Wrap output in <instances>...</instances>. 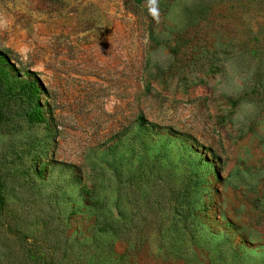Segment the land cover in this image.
Masks as SVG:
<instances>
[{"label":"rangeland","instance_id":"obj_1","mask_svg":"<svg viewBox=\"0 0 264 264\" xmlns=\"http://www.w3.org/2000/svg\"><path fill=\"white\" fill-rule=\"evenodd\" d=\"M0 49V264H264V0H0Z\"/></svg>","mask_w":264,"mask_h":264},{"label":"trees","instance_id":"obj_2","mask_svg":"<svg viewBox=\"0 0 264 264\" xmlns=\"http://www.w3.org/2000/svg\"><path fill=\"white\" fill-rule=\"evenodd\" d=\"M14 67V64L11 61V58L8 56V54L0 49V99L3 96H8L10 97L11 95L15 96H25L26 99L30 102L29 104L32 106L30 112L28 113V117L30 121H42L43 120V115L42 111L39 108V105L37 103V99L39 98V90L40 87L38 85L39 79L36 78L34 80H28V81H23V80H16L14 83L10 80L9 76V69ZM16 88H18L16 90ZM19 94V95H16ZM36 100V101H35ZM3 102L0 101V108L2 107ZM139 123L140 126L143 129L149 130L150 129V122L145 119L144 116L139 117ZM6 200L5 196L3 194V190L0 188V209H3L5 207ZM185 232V230L189 231V234L191 237L195 235V229L189 226H185L182 228H179V231ZM226 246L224 248H220L219 250V257H222L226 253ZM232 250L233 257L236 255L235 248L233 249L230 247ZM193 255L194 257L198 256L197 250L193 249ZM227 258V257H226ZM190 264H198L195 262V260L192 259Z\"/></svg>","mask_w":264,"mask_h":264},{"label":"clouds","instance_id":"obj_3","mask_svg":"<svg viewBox=\"0 0 264 264\" xmlns=\"http://www.w3.org/2000/svg\"><path fill=\"white\" fill-rule=\"evenodd\" d=\"M149 14L156 18L158 11V0H147Z\"/></svg>","mask_w":264,"mask_h":264}]
</instances>
